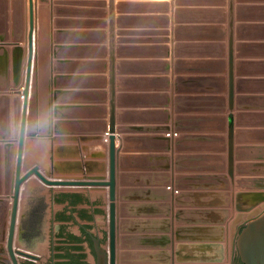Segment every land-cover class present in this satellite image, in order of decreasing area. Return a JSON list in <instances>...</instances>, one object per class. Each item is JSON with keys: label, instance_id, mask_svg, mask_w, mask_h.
Masks as SVG:
<instances>
[{"label": "crops", "instance_id": "1", "mask_svg": "<svg viewBox=\"0 0 264 264\" xmlns=\"http://www.w3.org/2000/svg\"><path fill=\"white\" fill-rule=\"evenodd\" d=\"M34 2L38 89L33 125L42 134L25 136L21 173L37 165L51 179H106L105 127L112 107L119 149L116 202L129 204L124 212L117 207V213L132 220L128 229L137 236L136 248L162 250L166 219L173 240L177 206L194 210L180 215V222L206 224L218 218L203 210L225 206L219 193H229L230 203V193L264 191V0H233L232 110L228 0H61L56 12L52 0ZM177 24L182 27L176 29ZM3 43L12 47L14 42ZM17 44L26 47L24 40ZM10 87L0 93L12 98L16 93ZM10 97L5 109L0 106V128L6 127L7 113L11 127ZM229 112L234 115L233 181L226 171L227 152L208 155L226 147ZM176 113L185 115L182 123L190 134L183 141L185 169L179 172L186 195L178 204L175 152L162 137L174 134L154 131L172 126ZM54 127L57 133L51 132ZM4 142L14 144L12 187L18 139L0 138ZM18 203L22 248L40 255L35 264H55L75 255L84 231L103 222L108 187L48 185L32 174L20 185ZM154 256L149 261L155 262Z\"/></svg>", "mask_w": 264, "mask_h": 264}, {"label": "water", "instance_id": "2", "mask_svg": "<svg viewBox=\"0 0 264 264\" xmlns=\"http://www.w3.org/2000/svg\"><path fill=\"white\" fill-rule=\"evenodd\" d=\"M59 1L61 0H52L55 12L58 8L56 4ZM232 10L233 0H228L227 98L229 110H232L234 105ZM35 12L36 4L34 0H0V90L7 89L11 86V91L16 93L12 98L9 95L0 93V106L2 105L5 109L9 97L13 106V117L10 121L11 127L8 125L9 119L7 113L5 116L6 127L0 128V138L13 135V137L18 139L12 187L11 174L14 144L12 142L0 144L2 151H0V207L6 208L8 197L10 196L12 199L8 222H6L4 215L0 216V251L5 253L2 257L3 259H0V262L3 264H24L25 260L36 262L41 258L39 254L24 249L17 244L20 232L18 203L20 185L26 178L34 174L41 182L48 185L108 187V203H102L107 205V209L104 207L101 209L103 222L100 225H96L93 231L86 230L94 245L96 256L94 264H224L225 262L233 261L234 258L240 259L244 264H264V203H261L264 202V191L242 190L230 193L231 197H233L230 203L229 198L227 199L229 193H219L226 197L225 206L222 208L203 210L210 215L215 214L214 217L218 218V221L206 224L190 225L180 222V215L194 210L183 209L177 206L174 215L176 225L173 229V240L167 233L171 228L166 219L164 220L166 223V233L161 235V238L164 239V247H162V250L149 251L147 249H138L134 246V241L137 236L128 229V223L132 220L120 218V215L117 213V207L124 212L129 204L116 202L119 149L115 148L114 132L116 126L112 107L109 122L105 127L109 133L106 179L84 177L78 179H51L45 176L37 165H33L24 173H21L25 136L42 134L33 125L35 123L33 111H35L34 106L36 104V92L38 89L36 68L37 26ZM53 21L55 24L57 21L56 18ZM180 27H182L181 24H177L175 28L178 29ZM109 28L111 32L112 26H109ZM9 39L14 42L12 47L3 43ZM167 39L165 38L164 41H167ZM176 39H178L177 36ZM21 40H24L26 47L17 44ZM56 49L57 46L54 45V55ZM110 78V93L112 98V72H110ZM19 93L23 97L22 102L20 101ZM6 111H8L7 108ZM233 116L232 112L227 114L226 147L223 145L219 150L213 151L215 153L208 154L223 157V152H227L226 171L232 181L234 180ZM184 117L185 115L183 113H176L173 116L172 126L161 125L154 127V131L160 130L166 132L171 131L173 134L176 133L173 137L169 135H162V137L167 141L168 146L169 143L173 145L175 152L173 154V170L176 173H174L173 179L175 188L179 189L174 195V201L177 204L179 198L186 195L180 189L179 183V179L183 174L179 172L184 171L183 160L188 155V153H185L183 141L190 135L182 123ZM105 128L99 129L97 132H104L106 130ZM51 132L57 133L58 129L54 127ZM47 134L49 135V133ZM213 136L223 138L222 133H214ZM165 184H170L169 178L166 179ZM166 196L169 197V193ZM190 233L194 235H190ZM200 233L202 235H196ZM153 255H157L154 256L155 262L149 261L152 260Z\"/></svg>", "mask_w": 264, "mask_h": 264}, {"label": "flooded vegetation", "instance_id": "3", "mask_svg": "<svg viewBox=\"0 0 264 264\" xmlns=\"http://www.w3.org/2000/svg\"><path fill=\"white\" fill-rule=\"evenodd\" d=\"M83 237H87V241H88L89 247L91 249V252H92V255H93V260H94V263H95L96 256H95L93 241L90 238V235L88 234V232L86 230L84 231ZM78 242H79V245H78V250L79 251L75 255L66 256L64 258H66L70 264H91L87 260V255H86V253L84 251V247H81L82 246L81 245V240L78 241ZM94 263H92V264H94ZM0 264H3V263L0 262ZM24 264H35V262L31 261V262L24 263ZM224 264H244V263L241 262L240 259L234 258L233 261L225 262Z\"/></svg>", "mask_w": 264, "mask_h": 264}, {"label": "rangeland", "instance_id": "4", "mask_svg": "<svg viewBox=\"0 0 264 264\" xmlns=\"http://www.w3.org/2000/svg\"><path fill=\"white\" fill-rule=\"evenodd\" d=\"M245 191H249V190H245ZM9 211H10V203H7V204H6V208H2V207H0V216H1V215H4V216L6 217V222H8ZM22 226H23V225L20 223L19 238H18V240H17V244H18V245L20 244V239H22V232H21V230H22ZM4 243H5V242H4ZM81 245H82L81 247H84V251H85V253H86V255H87V260H88L91 264L94 263L93 255H92L91 249H90V247H89V244H88V241H87V237H83V234H82V237H81ZM3 255H5V253L0 251V259H3V258H2ZM63 258H64V257H63ZM28 262H30V260H25L24 263H28ZM55 264H70V263L68 262L67 259H66V260L64 259V260H60V261L55 262Z\"/></svg>", "mask_w": 264, "mask_h": 264}, {"label": "bare ground", "instance_id": "5", "mask_svg": "<svg viewBox=\"0 0 264 264\" xmlns=\"http://www.w3.org/2000/svg\"><path fill=\"white\" fill-rule=\"evenodd\" d=\"M104 139H105V143H106V142H107V140H106V136L104 137ZM25 213H26V212H25ZM25 213H24V214H25ZM20 247H22V245H21V244H20Z\"/></svg>", "mask_w": 264, "mask_h": 264}, {"label": "built area", "instance_id": "6", "mask_svg": "<svg viewBox=\"0 0 264 264\" xmlns=\"http://www.w3.org/2000/svg\"><path fill=\"white\" fill-rule=\"evenodd\" d=\"M174 134H176V133H174ZM168 135H169V133H168Z\"/></svg>", "mask_w": 264, "mask_h": 264}]
</instances>
